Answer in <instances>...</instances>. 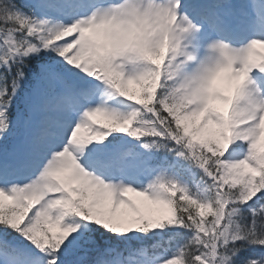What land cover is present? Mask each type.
I'll return each instance as SVG.
<instances>
[{
  "label": "snow or ice",
  "instance_id": "obj_1",
  "mask_svg": "<svg viewBox=\"0 0 264 264\" xmlns=\"http://www.w3.org/2000/svg\"><path fill=\"white\" fill-rule=\"evenodd\" d=\"M262 140L264 0H0V264H264Z\"/></svg>",
  "mask_w": 264,
  "mask_h": 264
},
{
  "label": "trees",
  "instance_id": "obj_2",
  "mask_svg": "<svg viewBox=\"0 0 264 264\" xmlns=\"http://www.w3.org/2000/svg\"><path fill=\"white\" fill-rule=\"evenodd\" d=\"M146 207H148V208H154L155 206H149V205H147ZM208 219H211V217H207Z\"/></svg>",
  "mask_w": 264,
  "mask_h": 264
},
{
  "label": "rangeland",
  "instance_id": "obj_3",
  "mask_svg": "<svg viewBox=\"0 0 264 264\" xmlns=\"http://www.w3.org/2000/svg\"><path fill=\"white\" fill-rule=\"evenodd\" d=\"M226 86V85H225ZM262 142H264V141H262Z\"/></svg>",
  "mask_w": 264,
  "mask_h": 264
}]
</instances>
